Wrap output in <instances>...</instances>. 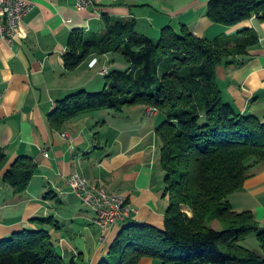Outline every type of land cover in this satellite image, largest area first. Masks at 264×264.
Segmentation results:
<instances>
[{
	"label": "crops",
	"instance_id": "crops-1",
	"mask_svg": "<svg viewBox=\"0 0 264 264\" xmlns=\"http://www.w3.org/2000/svg\"><path fill=\"white\" fill-rule=\"evenodd\" d=\"M210 0H98L77 10L74 0H32L12 44L0 39V146L7 162L0 171V240L23 229L36 228L32 218L52 217L49 229L57 251L65 260L98 264L120 230L129 224L164 227L168 196H163L164 172L160 165L157 128L164 117L150 106H125L121 112L98 109L73 117L61 127L50 124L57 101L79 90L97 92L105 85L99 73L126 69L128 64L111 53L87 58L66 70L63 55L74 29L101 31L103 16L134 18L136 31L154 39L171 26L186 25L199 37L211 39L253 29L258 42L236 64L216 69L226 100L245 114L264 120V20L257 16L234 26L213 23L206 15ZM103 86V87H102ZM102 87V88H101ZM29 157L37 171L24 192L16 194L2 182L11 164ZM82 173L106 190L123 194L132 208L129 216L112 224L104 233L95 224L96 213L70 190L67 177ZM264 197V165L256 163L241 189L228 198L236 211L251 208ZM257 209L264 220V206ZM255 210V209H253ZM218 220H213V228ZM139 264H159L143 258Z\"/></svg>",
	"mask_w": 264,
	"mask_h": 264
},
{
	"label": "trees",
	"instance_id": "trees-1",
	"mask_svg": "<svg viewBox=\"0 0 264 264\" xmlns=\"http://www.w3.org/2000/svg\"><path fill=\"white\" fill-rule=\"evenodd\" d=\"M206 15L217 24L234 26L257 16L264 20V0H210ZM101 31L74 29L63 55L66 70L106 53L124 57L126 69H112L97 92L79 90L58 100L50 124L98 109L121 112L125 106L156 108L164 117L157 128L163 196H168L164 227L124 226L98 264H264V228L251 210L236 211L229 196L241 189L256 163L264 165V120L238 111L218 85L220 64H236L258 42L243 28L211 39L196 36L186 25L165 27L154 39L136 31L134 18L103 16ZM7 157L0 146V171ZM37 171L29 157H19L2 182L24 192ZM218 220L221 229L211 226ZM36 228L0 240V264H80L57 251L49 229L52 217L32 218ZM209 223V224H208ZM255 234L263 253L241 242Z\"/></svg>",
	"mask_w": 264,
	"mask_h": 264
},
{
	"label": "built area",
	"instance_id": "built-area-1",
	"mask_svg": "<svg viewBox=\"0 0 264 264\" xmlns=\"http://www.w3.org/2000/svg\"><path fill=\"white\" fill-rule=\"evenodd\" d=\"M53 1V0H48ZM98 0H74L77 10H85L95 5ZM33 8L32 0H0V39L8 44L20 36L19 28L25 16ZM99 73L103 75V68ZM151 107L149 113H156ZM71 192L87 207L96 211L97 222L104 233L112 224L129 216L132 210L125 195L106 190L92 183L82 173L73 172L67 179Z\"/></svg>",
	"mask_w": 264,
	"mask_h": 264
},
{
	"label": "rangeland",
	"instance_id": "rangeland-1",
	"mask_svg": "<svg viewBox=\"0 0 264 264\" xmlns=\"http://www.w3.org/2000/svg\"><path fill=\"white\" fill-rule=\"evenodd\" d=\"M237 32V30H235L234 31V33H236ZM233 33V34H234ZM111 55L112 56H114V55H118V57H120L121 59H122V61H125L124 60V57L121 55V54H119V53H111ZM102 79H104L105 80V76H102ZM103 86H104V84H103ZM102 86V87H103ZM101 87V88H102ZM257 201H256V204L255 205H253L251 202H249V203H247V207H244V208H251V209H246V210H251L253 213H254V216H255V219L257 220V222H258V224H259V226H260V228H264V220L263 221H261L259 218H261L260 217V215H258L257 214V209L256 208H258L260 205H258V204H261L262 206H264V197H259L258 199H256ZM253 209H255V210H253ZM209 224V223H208ZM216 229H221V224L218 222V224H216V227H215ZM241 244L243 245V246H245V247H247V248H249L250 250H253L254 252H256V253H258V254H262L263 253V251H262V248H261V246H260V243H259V241H258V239H257V237L255 236V234H250V235H248L242 242H241Z\"/></svg>",
	"mask_w": 264,
	"mask_h": 264
},
{
	"label": "bare ground",
	"instance_id": "bare-ground-1",
	"mask_svg": "<svg viewBox=\"0 0 264 264\" xmlns=\"http://www.w3.org/2000/svg\"><path fill=\"white\" fill-rule=\"evenodd\" d=\"M107 72H108V71H107V68L104 67V68H103V74H106ZM90 208L92 209V207H90ZM95 213H96V211H95ZM95 222H97V215H96Z\"/></svg>",
	"mask_w": 264,
	"mask_h": 264
}]
</instances>
